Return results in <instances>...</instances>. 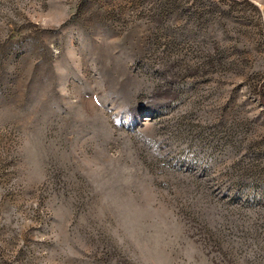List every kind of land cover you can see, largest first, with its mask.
<instances>
[{"label": "rangeland", "instance_id": "1", "mask_svg": "<svg viewBox=\"0 0 264 264\" xmlns=\"http://www.w3.org/2000/svg\"><path fill=\"white\" fill-rule=\"evenodd\" d=\"M0 264H264V0H0Z\"/></svg>", "mask_w": 264, "mask_h": 264}]
</instances>
